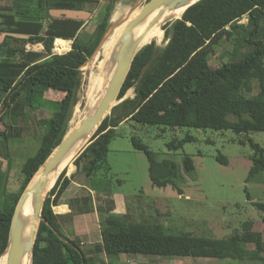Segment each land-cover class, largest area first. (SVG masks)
Listing matches in <instances>:
<instances>
[{"label": "trees", "instance_id": "trees-1", "mask_svg": "<svg viewBox=\"0 0 264 264\" xmlns=\"http://www.w3.org/2000/svg\"><path fill=\"white\" fill-rule=\"evenodd\" d=\"M115 1L15 0V6L0 5V32L5 33L0 43V119L5 127L13 128L7 122L13 121V116L18 114L14 110L20 103L34 107L40 103L43 93L62 94L59 99H50L58 102V108L51 110L44 122L38 149L21 166L19 192L0 208V256L7 245L11 216L20 194L66 133L65 119L80 85V68L94 54L105 34ZM52 8L95 10V27L83 35L82 20L53 17L49 13ZM10 10L14 11L10 13ZM244 17L246 22H241ZM162 28L165 44L156 45L154 39L157 38L151 35L137 48L140 49L133 58L118 99L130 88L134 96L112 107L111 112L120 107L123 111L112 118L105 116L95 134L72 160L75 165L77 160H85L86 175L96 181L108 180L98 178L96 172L106 160L115 127L128 119L171 128L231 129L236 133L264 131V0H198L187 7L180 18L166 22ZM13 34L24 35V38ZM55 38L70 39V49L64 53L53 52ZM224 40L232 44L229 60L213 68L209 57ZM28 43H39L42 50H27ZM155 51L156 56L141 75L144 64ZM253 79L258 82V90L247 96L245 92L251 91ZM6 136V131H0L2 147ZM192 139L187 135L167 145L169 149H176ZM132 142L149 159L152 184L165 186L170 183L176 173L173 163L170 160L155 162L144 144L134 138ZM249 142L252 153L248 178L264 172V145ZM216 158L226 163L221 154ZM183 165L186 170L194 169L188 155H184ZM105 168L108 170V166ZM66 170L60 172L45 196L32 264H94L97 253H104L107 258L126 253L264 259L262 232L253 229L250 221L242 224L241 231L235 230L221 238L189 231L168 232L158 221H135L117 216L113 213L111 191L104 187L101 188L107 198L97 207L101 241L91 249L84 247L76 238H69L62 232L58 216L52 209L70 183ZM91 187L99 186L96 182L91 183ZM254 204L264 223V202ZM248 244L253 248H248Z\"/></svg>", "mask_w": 264, "mask_h": 264}, {"label": "rangeland", "instance_id": "rangeland-1", "mask_svg": "<svg viewBox=\"0 0 264 264\" xmlns=\"http://www.w3.org/2000/svg\"><path fill=\"white\" fill-rule=\"evenodd\" d=\"M146 1L116 0L112 15L117 8L124 7L129 12L134 8H141ZM95 13L96 11H94L93 17L88 18L87 28L82 31L83 35L94 29ZM124 17L126 14L119 21L125 19ZM246 20L244 17L241 22H246ZM113 25L114 23L110 18L107 30L110 27L113 28ZM159 32L160 36L151 35L157 38L158 41L154 39L156 45L162 46L166 42L162 26L159 28ZM116 41L117 39L109 46V55ZM26 46L29 49L37 48L34 45L27 44ZM231 48V42L221 41L215 47L214 54L209 57L210 66L215 68L221 62L229 60L228 53ZM98 50H95L94 54L80 68L82 77L65 119L66 132L70 130V121L75 110H82L84 106L88 70ZM257 90L258 82L253 79L251 91L245 92V95H254ZM42 95L43 97L39 98L40 103H37L38 106L30 107L20 103L15 108L14 111L18 114L13 116V121L9 119L7 122L13 126L10 130L5 127L0 119V131L3 130L7 133L2 141L3 147L0 145V160L11 161L8 175L3 173L0 180V187H2V183L6 179L4 192L0 188V195L2 196L5 195V192H12V194L19 192L22 179L21 165L27 157L32 156L38 149V139L43 132L44 122L51 110L58 108V102L50 99H59L62 96V94L52 91ZM133 96V88H130L122 98L117 100L115 105L120 106L123 99ZM1 104L0 102V108ZM122 111L123 108L121 107L115 112L110 110L106 116L112 118L114 114L117 116ZM4 120L6 122V119ZM187 135L193 139L184 141L179 148H168L167 144L170 141H180ZM132 138L147 147L155 162L170 160L173 163L176 173L173 170L175 175L170 183L165 186L152 184L148 172L149 159L142 149L133 145ZM250 140L264 145V131L236 133L231 129L171 128L161 124H142L128 119L115 127L108 143L106 160L96 172L98 178L108 179L110 182L108 180L102 183L96 182L99 187L110 189L125 199L130 209H143L141 215L134 216L136 219L139 221L143 219L151 222L158 221L168 232L189 231L197 235L221 238L229 236L235 230L241 231L242 224L250 221L253 224V229L261 230L264 240V223L260 218L261 212L254 204V202H264V172L260 171L248 178L251 165L249 156L252 153ZM218 154L225 157L226 163H222L216 158ZM184 155L191 157L194 169L186 170L184 168ZM106 166H108V170H106ZM68 169L72 170L70 166ZM155 171L158 173L157 168ZM6 196L8 197V194ZM247 247L252 249L253 245L248 244ZM261 254L264 258V251ZM100 258L102 259L97 260V262L107 261L109 264H128L126 263L127 258L131 260L129 263L133 264H264V259L237 260L155 254H137L128 257L125 253H121L115 257H106L105 259L102 256Z\"/></svg>", "mask_w": 264, "mask_h": 264}, {"label": "water", "instance_id": "water-1", "mask_svg": "<svg viewBox=\"0 0 264 264\" xmlns=\"http://www.w3.org/2000/svg\"><path fill=\"white\" fill-rule=\"evenodd\" d=\"M197 1L198 0H147L141 6L138 13L133 18H131V20L125 25L121 38L123 39L126 36H128L129 38L135 26L154 10H160L158 14H163L168 11H174L182 7H184L185 10L187 7ZM131 12L132 10L129 12V14H131ZM181 15L177 18H180ZM171 20L173 19H168L166 20V22ZM111 29L112 28L110 27L107 30L106 34H104L101 38L97 46L98 49L100 48L102 42L104 41L105 37ZM137 43L138 41L131 42L128 48H126L124 55L109 71L105 87L101 94V98L98 104L95 106L94 110L90 114L86 115L76 128H73L65 133L60 143L54 148L51 154L36 170V172L33 174L31 179L25 186L24 190L20 194L11 216L7 245L4 251H7V264H20L21 258L27 250H30L31 252L32 264L34 240L39 223L41 220H43L42 206L44 203L45 196L50 190V188H47L51 180V175L56 170L60 162L66 157L68 152H70V150L74 148L76 142L79 139L87 137L85 144L90 140V138L95 134L102 120L117 102L118 94L125 80V77L131 67L133 58L140 49L139 48L135 50ZM97 48L96 50H98ZM156 54L157 51H155L149 58V60L144 64L143 69L141 71V75L144 73L149 63L156 56ZM38 171H40L39 178L36 181L32 182L34 175ZM30 195L32 196L33 225L36 226V231L34 236H32V238H30V240L25 243L22 240L21 235L26 222L22 218V216H20V213L22 211V207L25 201Z\"/></svg>", "mask_w": 264, "mask_h": 264}, {"label": "crops", "instance_id": "crops-1", "mask_svg": "<svg viewBox=\"0 0 264 264\" xmlns=\"http://www.w3.org/2000/svg\"><path fill=\"white\" fill-rule=\"evenodd\" d=\"M21 1V0H19ZM104 1V0H101ZM15 0H0V5L12 7L14 5ZM14 10H10V13ZM95 10H79V9H55L52 8L49 10V13L53 17H68L73 19H79L84 22L83 29H86V24L88 23V18L94 16ZM112 15V14H111ZM13 36L18 38H24V35H16ZM5 33L0 32V43L4 40ZM56 39H61L66 41V45L62 44L61 46L56 45ZM53 43L52 51L56 53H64L70 49L71 40L70 39H63V38H55ZM69 42V43H68ZM27 45V44H26ZM34 45L37 48L29 49L27 46V50H42V45L39 43L30 44ZM54 48H57L55 50ZM74 159V158H73ZM72 159V160H73ZM11 161L9 160H0V180L3 176V173L8 175L10 171L9 165ZM77 165L73 164L71 161L72 170H69V166L66 170V176L71 178L70 183L61 196L58 199V202L52 205L53 212L58 216V221L60 224V228L63 233L69 238H76L84 247L89 249L92 248L93 244L98 243L101 241L100 235V216L97 211L98 205H102L105 198H107L106 194L104 193L103 188H96L93 189L91 187V183H96V179H92V177H88L85 171V160L79 159L77 160ZM23 164V163H22ZM22 166V165H21ZM9 168V169H8ZM21 169V168H20ZM6 175V178H7ZM6 181V179H5ZM5 181L2 183L1 189L3 192L5 190ZM111 191V190H110ZM8 194V197L6 196ZM14 194V193H13ZM12 192H5V195H0V208L4 207L6 203L11 201V196L13 195ZM111 196L113 199V213L117 216L123 218L124 216L127 217L128 220H135L136 215H141L140 210H132L128 207V204L125 199L119 197L118 195L111 191ZM139 212V213H138ZM135 216V217H134ZM141 221H149L143 219ZM96 231V232H95ZM126 254V253H125ZM128 257L137 254H126ZM105 257L104 253H97L94 255V264H109L107 261H101V263L97 262V260L102 259L100 257ZM131 262L130 259H126V263Z\"/></svg>", "mask_w": 264, "mask_h": 264}, {"label": "bare ground", "instance_id": "bare-ground-1", "mask_svg": "<svg viewBox=\"0 0 264 264\" xmlns=\"http://www.w3.org/2000/svg\"><path fill=\"white\" fill-rule=\"evenodd\" d=\"M140 8H134L129 14L128 9L121 7V9L117 8L113 11V15L111 16V20L114 23L111 32L108 33L105 40L102 42L91 66L89 67V73L87 78V86L85 90V103L82 108L76 109L75 114L71 119L70 130L76 128L78 124L84 119V117L90 114L95 106L98 104L102 91L105 87L106 80L108 78L109 71L115 64L119 61V59L124 55L126 48L130 45L131 42L138 41L135 50L148 38V35L154 34L156 36H160L159 28L163 26L168 19H175L177 16H180L184 10V7L176 9L174 11H168L163 14H158L160 10H154L150 14H148L143 20H141L132 31V34L129 36L121 38L123 29L125 25L133 18ZM126 14L125 19H121ZM129 14V15H128ZM128 15V17H127ZM115 45L111 54H108L109 46L115 41ZM56 45H66V41L61 39H56ZM57 48H54L57 50ZM109 55V56H108ZM88 67V65H87ZM84 69V68H83ZM88 69V68H87ZM87 71V70H86ZM87 137L79 139L74 148L68 152L66 157L60 162L57 166L56 170L51 175V180L47 189L53 186L56 178L60 174V172L67 168L71 164L72 158L76 155V153L85 145ZM73 166V164L71 165ZM40 176V171H38L32 182L36 181ZM45 194V192H44ZM32 196L30 195L25 201L20 216L25 220L26 224L22 231V240L26 243L34 236L35 227L33 225V210H32ZM0 264H7V251L4 252L0 256ZM20 264H31V252L27 250L22 258Z\"/></svg>", "mask_w": 264, "mask_h": 264}]
</instances>
